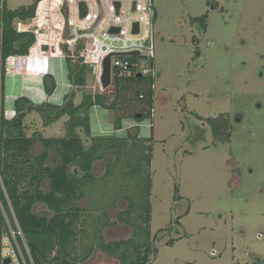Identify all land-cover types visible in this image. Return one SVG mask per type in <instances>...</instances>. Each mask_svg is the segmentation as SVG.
Wrapping results in <instances>:
<instances>
[{"label": "rangeland", "instance_id": "1", "mask_svg": "<svg viewBox=\"0 0 264 264\" xmlns=\"http://www.w3.org/2000/svg\"><path fill=\"white\" fill-rule=\"evenodd\" d=\"M32 3L6 0L10 10ZM152 3V68L159 75L154 79L152 115L139 122L124 119L121 129L115 131L110 113L98 107L90 111L91 135L125 138L137 132L140 138H152L150 232L152 237L156 235L152 246L157 253L150 257V264H264V0ZM55 8L43 18V22L51 20L52 27L58 26ZM40 28L49 35L46 25ZM52 29L53 42L64 46L62 35L68 34V28L57 29V35ZM8 59L6 73L13 76L15 67L8 65ZM49 66L46 62L47 73ZM89 68L85 87L75 89L76 104L83 93L102 92ZM56 70L53 74L59 86L49 102L59 105L70 89L65 61ZM39 71L38 67L35 73ZM40 78H33L31 84L42 88ZM31 84L26 82V95L41 100L38 95L42 96V90L31 89ZM104 91L110 96L111 86ZM13 100L4 104L7 119L15 115ZM219 115L228 120L229 141H215L208 126L207 119ZM66 119L44 127L33 112L24 122L28 136L40 133L45 138H59L64 136ZM83 140L86 144L84 136ZM42 151L40 145L32 149L33 155ZM109 161L107 157L94 164L95 178L105 173ZM57 162L50 151L46 165L52 167ZM42 189L47 192L48 186ZM88 205V197L79 202L84 210ZM126 208L127 203L119 200L104 213V221L114 222ZM34 213L49 216L43 205H36ZM94 215L97 224L102 214ZM87 226L91 233L92 226ZM102 235L107 242L124 240L131 229L109 225ZM46 246L53 255L49 244ZM84 264L118 263L95 250Z\"/></svg>", "mask_w": 264, "mask_h": 264}, {"label": "trees", "instance_id": "2", "mask_svg": "<svg viewBox=\"0 0 264 264\" xmlns=\"http://www.w3.org/2000/svg\"><path fill=\"white\" fill-rule=\"evenodd\" d=\"M40 1L33 0L29 6L10 10L6 0H0V180L33 262L84 264L95 250H99L118 264H150V257L157 253L152 246L156 235L152 237L150 232L149 143L152 138H140L137 132H130L125 138L91 136L89 112L92 107L107 110L115 131L121 129L124 119L139 122L150 118L155 77L136 73L124 75L114 70L110 96L106 91L83 93L76 104L75 89L85 87L90 68L79 56L82 42L76 45L73 55L66 45H61L70 85L61 104L49 101L34 104L27 97L20 96L13 100L14 117L7 119L4 116L6 60L28 56L36 42L33 32H19L17 24L33 20ZM204 23L202 21V26ZM62 37L66 38L67 34ZM149 64L152 67V61ZM42 85L48 97L57 88L55 79L49 74L43 76ZM33 112L42 119L44 127L66 117L64 136L45 138L40 133L28 136L24 119ZM207 120L215 141H229V124L225 115ZM83 136L87 139L86 144ZM36 145L42 146L43 151L33 155L32 149ZM50 151L58 158L52 167L46 165ZM107 157L111 161L106 164L105 173L95 178L92 174L94 164L106 161ZM43 185L48 186L47 192L43 191ZM86 197L89 205L84 210L79 202ZM0 199L10 217L1 187ZM119 200L127 203L126 210L119 212L114 222L104 221V213ZM36 205H43L49 216L36 215ZM99 212L102 217L97 218L95 224L92 216ZM86 224L92 226L91 233ZM2 225L0 215V230ZM109 225H126L131 229V235L124 240L107 242L102 231ZM46 244L51 247L53 255L48 253Z\"/></svg>", "mask_w": 264, "mask_h": 264}, {"label": "built area", "instance_id": "3", "mask_svg": "<svg viewBox=\"0 0 264 264\" xmlns=\"http://www.w3.org/2000/svg\"><path fill=\"white\" fill-rule=\"evenodd\" d=\"M81 2L87 8L83 19L79 18L78 5ZM152 2L153 0H58L56 8L60 19L59 31L68 28L64 45L68 46L73 55L76 45L83 43L79 56L84 65L91 67L93 79L100 88L102 61L110 54L138 53L129 57L112 56L111 73L117 70L124 75L136 73L156 76L149 64L154 59L155 11ZM115 3H119L118 9ZM45 23H41L40 27H44ZM134 25L138 26L136 34L133 32ZM111 28L118 29V33H110ZM0 187L10 213V217L7 216L0 199L3 221L0 230V264H34L1 180Z\"/></svg>", "mask_w": 264, "mask_h": 264}, {"label": "crops", "instance_id": "4", "mask_svg": "<svg viewBox=\"0 0 264 264\" xmlns=\"http://www.w3.org/2000/svg\"><path fill=\"white\" fill-rule=\"evenodd\" d=\"M45 1L42 0L37 8V12H36V19L32 20L30 23H18L17 24V28L19 27L20 31L19 32H23V31H30L33 32L36 36V42L35 44L32 46V48L29 51V55L28 56H17V57H11L8 59V65L9 66H13L15 67L14 71H13V76H9L6 73V78H5V88H4V93H5V101L7 99H17L20 96H25L28 99L31 100V97L37 101L31 100L37 104L42 103L44 101H49L50 97H53V95L56 94V91L58 89V83H56L57 88L54 92V94L50 97H48L43 89V85H42V81H41V85L42 88L39 87H34V85H32L31 83L35 80L37 81V77L42 79V77L46 74L49 75H55L53 74V71H57L56 69H58L61 65V62L65 61V58L60 50L59 45H57L58 42L52 40L50 33H48L49 35H46V33L42 32L43 30H41L40 26H39V21H43V18L46 17L47 12L52 11L50 9H52V7H56V4L52 3V0H49V4L50 5H45L44 3ZM54 21L56 24H58V26L53 25V29H52V33L57 35V32L59 30V26H60V19L54 18ZM43 24V23H42ZM58 29V30H57ZM52 34V35H53ZM40 47V52L41 54L38 52V46ZM47 46V48H46ZM49 54L50 55V59H48L46 57V55ZM41 57V58H40ZM45 58V59H44ZM52 61V62H51ZM28 62V63H25ZM39 62H40V66H39ZM46 62H48L50 64V72H45L46 69ZM30 65V66H28ZM40 68V71L35 73L37 71V68ZM39 73V75H38ZM37 76V77H36ZM34 78V80H33ZM29 81V83L32 85L33 90H42V96L38 95L39 98L41 100H38L36 98H34L33 96H29L26 95L25 90L27 89L26 87V82ZM54 98V97H53ZM14 102V101H13ZM98 107H92L90 109L91 110H95ZM89 118H90V112H89ZM90 134H91V119H90ZM93 136V135H91Z\"/></svg>", "mask_w": 264, "mask_h": 264}, {"label": "water", "instance_id": "5", "mask_svg": "<svg viewBox=\"0 0 264 264\" xmlns=\"http://www.w3.org/2000/svg\"><path fill=\"white\" fill-rule=\"evenodd\" d=\"M115 6L118 9L119 8V3H115ZM78 7H79V18L80 19L85 18L86 14H87L86 5L83 2H81V3H79ZM31 21L32 20L29 19L26 22L29 23ZM46 26H47L48 33H50L51 28H52V21L49 20L48 22H46ZM133 32L135 34L138 33V26L137 25H134V31ZM110 33H118V29L111 28L110 29ZM71 38L72 37H70V39ZM135 55H138V53L110 54V55L106 56L103 59V61H102V73H101V76H100V84H101V88H102L103 91L111 86V79H112L111 66H110L111 57L112 56L129 57V56H135ZM46 57L48 59H50V55L49 54H47ZM52 76L55 79V82L58 83L57 82V76L56 75H52ZM137 118H139V116H137Z\"/></svg>", "mask_w": 264, "mask_h": 264}, {"label": "bare ground", "instance_id": "6", "mask_svg": "<svg viewBox=\"0 0 264 264\" xmlns=\"http://www.w3.org/2000/svg\"><path fill=\"white\" fill-rule=\"evenodd\" d=\"M57 3H58V0H57V2H56V5H57ZM46 5H50L49 4V0H47V4ZM38 8V7H37ZM37 12V11H36ZM36 19V17L33 19V20H35ZM41 23H43V21L41 22ZM17 31H20V29H19V27L17 28Z\"/></svg>", "mask_w": 264, "mask_h": 264}]
</instances>
